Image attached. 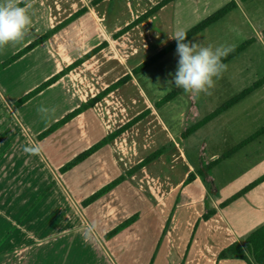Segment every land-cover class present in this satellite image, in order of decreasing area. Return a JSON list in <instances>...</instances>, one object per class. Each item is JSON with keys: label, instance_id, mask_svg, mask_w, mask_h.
<instances>
[{"label": "rangeland", "instance_id": "1", "mask_svg": "<svg viewBox=\"0 0 264 264\" xmlns=\"http://www.w3.org/2000/svg\"><path fill=\"white\" fill-rule=\"evenodd\" d=\"M36 1L44 11V28L60 26L47 42L49 50L60 56L62 65L83 59L65 72L63 93L84 104L104 92L84 114L87 130L97 131L92 145L119 131L100 147L108 149L107 163L99 154V160L64 171L67 194L84 221L86 240L99 243L111 264H246L218 257L236 240L243 245V239L264 223L249 210L256 187L264 198V182L250 189L239 206L226 210L228 222L239 233L234 241L214 215L219 208L216 197L224 201L264 174V134L207 171L204 179L198 172L264 126V83L187 137L182 133L264 77V0H233L234 9L188 40L213 48L245 44L225 63L227 70L210 94L181 91L162 104L166 94L178 89L173 82L176 48L149 67L134 70L172 42L177 31H186L230 0H174L119 35L161 0ZM73 13L77 17L72 18ZM32 34L30 28L28 38H34ZM11 45L18 44L7 47L15 48ZM44 52L39 49L25 60L29 80L46 67ZM36 63L38 69L33 68ZM112 181L116 185L110 191L82 204ZM210 210L214 214L204 220ZM128 220L127 227L106 237Z\"/></svg>", "mask_w": 264, "mask_h": 264}, {"label": "crops", "instance_id": "2", "mask_svg": "<svg viewBox=\"0 0 264 264\" xmlns=\"http://www.w3.org/2000/svg\"><path fill=\"white\" fill-rule=\"evenodd\" d=\"M28 3H31L29 10L33 11L29 15L34 38H28L27 33L22 43L10 46L15 48L5 46L0 50V64L49 30L44 28V11L39 2L32 0ZM50 37L0 67V264H111L99 243L86 240L84 221L67 194L70 192L66 187L69 182L67 173L60 172L63 164L90 147L95 139L97 131L93 127L87 130L86 111L76 114L51 133L39 136L81 105L75 97L63 93L61 83L66 75L59 73L70 62L62 65L58 60L60 56L49 50L47 42H50ZM39 49L45 50L44 60L47 59L48 66L43 67L39 77L29 80L28 65L24 62ZM37 66L40 64H34L33 68ZM57 74L58 77L44 89L17 103ZM54 95L57 98H52ZM40 107L54 108L55 112L43 114L38 111ZM32 145L39 149L38 154L25 152V148ZM99 154L107 163L108 149L103 147L79 165L96 158L99 160ZM59 155H64V159L61 160ZM256 188L252 191L256 196L250 202L249 210L264 221V198L258 196ZM247 198L246 192L218 208L214 214L234 237L233 241L239 239V233L230 225L225 212L233 205L239 206ZM216 200L217 205L223 202L222 198L216 197Z\"/></svg>", "mask_w": 264, "mask_h": 264}, {"label": "trees", "instance_id": "3", "mask_svg": "<svg viewBox=\"0 0 264 264\" xmlns=\"http://www.w3.org/2000/svg\"><path fill=\"white\" fill-rule=\"evenodd\" d=\"M32 0H22V2L19 4L20 7L24 6L28 2ZM174 0H161L159 1L156 5L151 7L147 12L142 14L139 18L125 26L122 30H120L116 35L122 34L125 32L127 29H129L131 26L134 24L140 22L141 20H145L147 17L150 15L156 13L160 8L168 4L169 2H173ZM236 7V3L233 0H230L227 2L225 5L222 7L218 8L205 18L201 19L198 21L196 24L188 28L186 31L187 33V41L192 38L193 36L197 35L207 27H209L211 24L214 22L218 21L220 18H222L224 15H226L228 12H230L232 9ZM72 18L77 17V13H73L71 16ZM60 26H56L55 28H51L50 30L46 31L43 35H41L38 39L30 42L28 45L23 47L21 50H19L17 53H15L11 58L7 59L3 63L0 64V67L6 64H9L19 56L23 55L24 53L28 52L31 50L34 46L38 45L42 41L46 40L49 36H51ZM245 44L239 45L238 47L232 49V51L223 59V63L228 62L231 58H233L236 54H238L240 51L243 50ZM176 48V41L173 40L170 42L168 45H166L163 49H161L158 53L154 54L147 60L143 61L136 70H134V73H137L147 67H149L151 64L159 60L160 58L164 57L171 51H173ZM82 58L76 59L74 62H72L69 66L64 68L59 74L62 75L72 67L78 65L80 62H82ZM59 75V76H60ZM56 77H58V74L55 75L54 77L50 78L48 81H45L44 83L40 84L37 86L34 90H32L30 93L27 95L23 96L20 98L17 103L20 104L24 102L28 97H31L32 95L38 93L42 89H44L52 80H54ZM264 83V77L260 78L259 80L253 82L248 88L243 89L241 92L233 96L232 98L228 99L225 101L222 105L214 109L212 112H210L208 115L203 117L201 120H199L197 123L191 125L189 128H187L183 133L182 137L185 138L189 134L193 133L196 131L199 127L205 125L207 122L221 114L222 112H225L229 108H231L233 105L238 103L240 100H242L244 97H246L249 93H251L253 90L257 89ZM184 91L182 88H178L176 90L170 91L168 94H166L161 100L159 104L166 103L167 101L171 100L174 98L176 95L179 94V92ZM104 92H102L99 95H96L94 99H91L90 102L81 104L78 108L73 110L72 112L68 113L65 115L62 119L59 121L55 122L51 126H49L47 129H45L41 134L39 135L40 137L45 136L49 133H51L53 130H55L58 126L62 125L66 121H68L70 118L75 116L76 114H79L83 112L84 110L87 109L88 104H92L95 100L99 99ZM119 131H115L109 136H105L102 139H100L98 142L94 143L87 149L81 151L77 155H75L72 159L67 161L63 166L60 168V171L64 172L66 170H69L70 168L74 167L75 165L81 163L84 161L86 158H88L92 153H94L96 150H98L100 147L103 145L107 144L111 138L116 135ZM264 134V126H262L260 129L252 133L250 136H248L246 139L242 140L235 146H233L231 149L225 151L222 153L220 156L217 158H214L207 162L205 165H203V168L199 170L198 175L204 179L206 177V172L215 167L217 164H219L222 160H225L226 158L230 157L233 153H235L237 150L242 148L244 145L247 143L256 140L259 138L261 135ZM152 157L147 159V162L151 160ZM155 158V155H154ZM137 168V167H136ZM128 172L127 174H129ZM191 181V179H188ZM188 181V182H189ZM264 181V174L259 177L258 179L254 180L253 182L249 183L246 185L244 188H242L240 191L234 193L232 196L228 197L225 199L222 203H220L218 206L219 208H222L229 203L235 201L242 195H244L246 192H248L250 189H252L254 186L257 184L261 183ZM116 185L115 181H112L103 187H101L99 190L95 191L92 193L90 196H88L82 204L85 206L103 194L107 193L110 191L114 186ZM214 214V210L208 211L206 214L203 215V219L206 220L208 219L211 215ZM131 220L125 221L117 225L112 231H110L108 234H106V237H110L113 234H116L118 231L124 229L130 224ZM226 257H229L231 259L235 260H241L244 261L246 264H264V223L261 224L260 226L256 227L253 231H251L244 239H243V245L238 243V242H233L229 244L223 251L220 252L219 254V259H224Z\"/></svg>", "mask_w": 264, "mask_h": 264}, {"label": "clouds", "instance_id": "4", "mask_svg": "<svg viewBox=\"0 0 264 264\" xmlns=\"http://www.w3.org/2000/svg\"><path fill=\"white\" fill-rule=\"evenodd\" d=\"M21 2L22 0H0V50L9 44L22 43L31 27V3L20 7ZM173 39L176 41L178 55L174 85L193 95L210 94L216 81L227 70L223 59L232 51L231 46L213 48L211 45L205 47L191 41L186 42L187 33L183 30L177 31ZM38 111L47 114L50 111L54 113L55 109L40 107ZM25 152L38 154L39 149L32 145L25 148Z\"/></svg>", "mask_w": 264, "mask_h": 264}, {"label": "bare ground", "instance_id": "5", "mask_svg": "<svg viewBox=\"0 0 264 264\" xmlns=\"http://www.w3.org/2000/svg\"><path fill=\"white\" fill-rule=\"evenodd\" d=\"M226 235V234H225Z\"/></svg>", "mask_w": 264, "mask_h": 264}]
</instances>
